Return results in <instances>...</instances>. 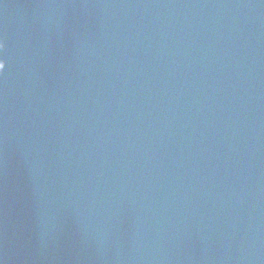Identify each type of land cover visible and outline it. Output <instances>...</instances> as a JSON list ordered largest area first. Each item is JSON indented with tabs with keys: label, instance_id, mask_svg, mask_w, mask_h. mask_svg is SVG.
I'll list each match as a JSON object with an SVG mask.
<instances>
[{
	"label": "water",
	"instance_id": "obj_1",
	"mask_svg": "<svg viewBox=\"0 0 264 264\" xmlns=\"http://www.w3.org/2000/svg\"><path fill=\"white\" fill-rule=\"evenodd\" d=\"M0 264H264V0H0Z\"/></svg>",
	"mask_w": 264,
	"mask_h": 264
},
{
	"label": "clouds",
	"instance_id": "obj_2",
	"mask_svg": "<svg viewBox=\"0 0 264 264\" xmlns=\"http://www.w3.org/2000/svg\"><path fill=\"white\" fill-rule=\"evenodd\" d=\"M3 47H4L3 42H0V48H3ZM5 64H6L5 59H3L2 61H0V70H2V71H0V73H2L5 70V68H4V65Z\"/></svg>",
	"mask_w": 264,
	"mask_h": 264
},
{
	"label": "snow or ice",
	"instance_id": "obj_3",
	"mask_svg": "<svg viewBox=\"0 0 264 264\" xmlns=\"http://www.w3.org/2000/svg\"><path fill=\"white\" fill-rule=\"evenodd\" d=\"M0 42H2V41H0ZM0 49H2V48H0ZM3 60V58H0V61H2ZM4 68H6V64L4 65ZM0 71H2V70H0Z\"/></svg>",
	"mask_w": 264,
	"mask_h": 264
}]
</instances>
